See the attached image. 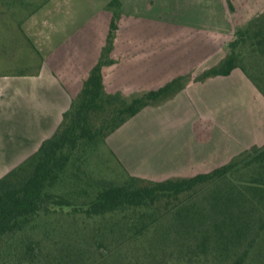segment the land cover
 <instances>
[{"label": "crops", "instance_id": "0c3cea01", "mask_svg": "<svg viewBox=\"0 0 264 264\" xmlns=\"http://www.w3.org/2000/svg\"><path fill=\"white\" fill-rule=\"evenodd\" d=\"M111 1L104 0L97 19L80 21L82 7L64 9L54 0L46 14L63 37L45 34L39 10L24 23L40 63L0 75V177L54 134L102 59L109 61L102 66L106 92L129 98L187 79L181 91L146 106L107 137L129 174L154 181L190 177L264 145V95L240 68L197 79L228 52L226 5L218 27L217 0H118L116 9ZM114 14L117 29L106 51Z\"/></svg>", "mask_w": 264, "mask_h": 264}, {"label": "trees", "instance_id": "16d2710c", "mask_svg": "<svg viewBox=\"0 0 264 264\" xmlns=\"http://www.w3.org/2000/svg\"><path fill=\"white\" fill-rule=\"evenodd\" d=\"M113 2L118 0L110 6ZM116 19L114 14L106 51L112 47ZM245 46L264 59V12L239 29L225 57L197 79L228 75L240 68L264 95V73L251 75L242 63ZM108 62L102 59L92 68L54 134L0 177V264H38L41 258L27 231L50 205H72L69 197L52 191L64 181L68 165L80 161L81 154L98 140L107 144V137L143 108L172 97L187 84L181 76L130 98L108 93L102 74ZM246 168L250 169L247 180H236ZM130 176L122 184L101 179L91 185V192L83 190L92 194L85 211L104 215L140 210L165 199L166 211L158 216L152 213L133 236L139 239L154 229L159 232L155 242L163 252L162 244L172 238L178 253L169 264H264V145H253L230 162L190 177L154 181ZM9 246L17 251L3 255Z\"/></svg>", "mask_w": 264, "mask_h": 264}, {"label": "rangeland", "instance_id": "374dc122", "mask_svg": "<svg viewBox=\"0 0 264 264\" xmlns=\"http://www.w3.org/2000/svg\"><path fill=\"white\" fill-rule=\"evenodd\" d=\"M61 1L64 9L66 5L74 10L82 7L80 21L97 19L104 4V0ZM221 3L228 7L225 14L229 18L226 19L225 31L230 32L226 34L227 38L232 36L230 41L239 29L264 12V0H217L218 27L222 23ZM53 5L54 0H0V75L32 71L40 63L39 55L35 53L22 28L35 11L39 10L45 16L46 23L43 26L46 35L53 38L64 36L62 33H54L52 17L46 14ZM112 7L116 9L118 2H113ZM231 23L233 26L228 28ZM243 52L242 63L247 71L251 75L264 73V59L250 53L246 46ZM81 155L82 159L75 165H68L64 181L52 188L53 192L69 197L72 205H50L28 228L27 233L33 239L36 253L41 258L38 264H169L173 261L178 252L172 238L162 244L165 248L163 252L155 242L159 232L154 229L148 230L139 239L133 236L144 222L152 218V213L158 216L166 211L165 199L158 202L156 207L146 209H128L104 215L88 214L85 209L92 194L83 193V190L91 192V185L101 179L122 184L130 180L131 176L103 140H98L96 145ZM248 173L250 169H243L235 179L247 180ZM77 205H83V208ZM162 221L166 222V219ZM15 251L17 249L14 246L6 247L3 255Z\"/></svg>", "mask_w": 264, "mask_h": 264}]
</instances>
